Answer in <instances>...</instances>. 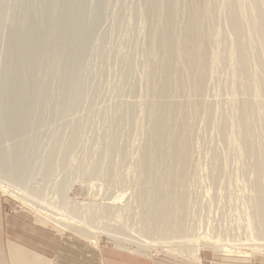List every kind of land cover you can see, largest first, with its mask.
I'll return each instance as SVG.
<instances>
[{
    "label": "rangeland",
    "instance_id": "374dc122",
    "mask_svg": "<svg viewBox=\"0 0 264 264\" xmlns=\"http://www.w3.org/2000/svg\"><path fill=\"white\" fill-rule=\"evenodd\" d=\"M196 1L205 51L198 58L200 73L192 72L198 76L176 45L185 0H0V196L7 215L80 242L102 264H256L264 258V208L261 218L255 211L257 198L264 201V75L258 76L260 67L251 60L254 82L263 78L257 87L251 81L253 92H244L226 22L230 0ZM177 49L182 60L175 62ZM186 76L194 86L202 79L199 90ZM245 100L255 112L251 142L261 146L249 156L262 151L263 161L258 152L250 161L244 157L239 115ZM167 105L177 111L164 116L172 120L165 128L173 124L169 130L178 129L177 141L182 140L177 143L189 145L180 149L175 143L188 154L185 160L173 155L174 141L157 150L152 143L155 111ZM169 130L162 137L177 138ZM170 147L178 163L170 159ZM173 200H180L178 207ZM159 203L175 217L174 233L165 229L169 219L161 216ZM71 226L89 239L70 232ZM197 246L198 261L186 256Z\"/></svg>",
    "mask_w": 264,
    "mask_h": 264
},
{
    "label": "bare ground",
    "instance_id": "6f19581e",
    "mask_svg": "<svg viewBox=\"0 0 264 264\" xmlns=\"http://www.w3.org/2000/svg\"><path fill=\"white\" fill-rule=\"evenodd\" d=\"M169 1V0H168ZM200 1V0H199ZM210 1V0H209ZM214 1V0H213ZM238 1V0H237ZM170 2H171V0H170ZM169 2V3H170ZM173 2V1H172ZM176 2H178V1H176ZM185 2L187 3V6H186V8L188 7V10L186 9V11H187V15H186V19H183L184 17H182L181 19L182 20H184V23H185V25H183L184 27H182L181 28V25L183 24H179L180 25V31H181V29L183 30V34L180 32H178L179 34V39H178V37L177 38H175V39H178L177 40V43H176V45L177 46H180V48H182V51H183V55H184V62H186L185 63V66H186V64H187V66H189V68H191V69H193V71H191V73L192 72H197L198 70H199V72L198 73H200V67H198V65H200L199 64V60H198V58H200V56L203 54V52H205V51H203V49H204V47H203V44H201V40H199V39H201V37H199L198 36V34H200V32L198 31V26H200V25H198L197 26V24H198V21L200 20V16H201V14H202V12H200V9L202 8V6H201V8H199V4H198V2L196 1V0H185ZM185 2H183V3H185ZM240 2V1H239ZM203 3V2H202ZM208 3V2H207ZM177 4V3H176ZM176 4L174 3L173 5H171V4H169L170 6H172V7H174V5L176 6ZM179 4V3H178ZM201 4V3H200ZM224 4V3H223ZM227 5L225 6V4H224V6L227 8V16H226V22L228 23V28H230V30H231V33H232V37H233V39H234V45H233V49H232V53H233V56H234V58H235V60H234V58H232V61L234 60V61H237V64H238V67H236V62H235V67L236 68H238V70H237V72H238V74H239V76L241 77V79L243 80V82H242V80H241V82H242V85H240L241 86V88L242 87H244V92H246V90H250L251 92H253V90L254 89H250V86H249V84L251 83V81L253 80V76H255L256 74L255 73H252L251 71V73L250 74H254L252 77H251V75L249 74V67H248V65H251L253 62L254 63H256L260 68H258V70H257V68H256V70H257V72H258V76L259 75H264V55L262 56V51L264 52V0H242V2L241 3H237V2H235L234 0H230V1H227V3H226ZM178 6H180V5H178ZM212 6H214V4L212 5ZM221 6H222V4H221ZM177 7V6H176ZM206 7H207V5H206ZM224 7V8H225ZM210 8V7H209ZM209 8H208V11H209ZM170 9H172V8H170ZM181 9V8H180ZM179 9V10H180ZM185 9V8H184ZM211 9V8H210ZM177 10V9H176ZM175 10V11H176ZM169 11V10H168ZM174 11V10H173ZM185 11V10H184ZM185 11V12H186ZM203 11H204V9H203ZM206 11V10H205ZM204 11V12H205ZM212 11V10H211ZM183 12V11H182ZM175 13V12H174ZM248 14V26H244V24H243V19H244V16H246L247 14ZM184 15H185V13H183ZM208 14V13H207ZM211 14V13H210ZM246 14V15H245ZM173 15V14H172ZM204 15H206V14H204ZM214 15V14H213ZM176 16V15H175ZM207 16V15H206ZM170 17V16H169ZM168 17V18H169ZM172 17V16H171ZM171 17H170V19H171ZM178 17V16H177ZM173 19H175V18H173ZM213 19V18H212ZM208 20H210V19H208ZM172 21V20H171ZM176 21V20H175ZM178 21V20H177ZM176 21V22H177ZM180 21V20H179ZM212 21V20H211ZM210 21V22H211ZM201 22V21H200ZM203 22V21H202ZM207 22V21H206ZM214 22V21H213ZM175 23V22H174ZM180 23V22H179ZM215 23V22H214ZM212 24V23H211ZM226 24V23H225ZM173 25V24H172ZM203 25V24H202ZM206 25V24H205ZM208 25V24H207ZM213 25V24H212ZM227 25V24H226ZM209 26V25H208ZM174 27H176V26H174ZM202 27V26H201ZM209 28V27H208ZM207 28V29H208ZM211 28V27H210ZM209 28V29H210ZM199 29H201L200 27H199ZM203 29V28H202ZM208 29V30H209ZM204 30V29H203ZM211 30V29H210ZM209 30V31H210ZM178 31V30H177ZM205 31V30H204ZM212 31V30H211ZM214 31V30H213ZM168 32V31H167ZM166 32V35L168 34ZM170 33V32H169ZM174 33V32H173ZM203 33V32H202ZM215 33V32H214ZM180 34H181V36H180ZM211 34H213V32L211 33ZM250 34L251 35H253L254 36V40H252L251 39V37H250ZM174 35V34H173ZM172 35V36H173ZM202 34H200V36H201ZM204 35V34H203ZM208 35V34H207ZM210 35V34H209ZM168 37L170 36V38H168L169 39V41H170V39H171V35L170 34H168L167 35ZM205 36V35H204ZM174 37H176V35H174ZM214 37V36H213ZM247 38V42L245 43V39ZM174 39V38H173ZM211 39H213V38H211ZM168 40H167V43L169 42ZM176 41V40H175ZM208 41H209V39H208ZM253 42H254V44H253ZM203 43H204V41H203ZM256 43V44H255ZM172 44V43H171ZM174 44V43H173ZM250 44H252V45H250ZM167 45H169V43L167 44ZM252 46V47H251ZM175 47V46H174ZM203 47V48H202ZM171 48V47H170ZM178 48V47H177ZM179 49V48H178ZM177 49V50H178ZM260 49H262V50H260ZM179 50H181V49H179ZM177 51L178 53L180 52V51ZM181 51V52H182ZM210 51V50H209ZM230 51V50H229ZM228 51V52H229ZM260 51H261V53H260ZM177 52L175 53L176 55H177ZM181 52H180V56H179V58H174V60H175V62H178V61H176L177 59H180V60H182V55H181ZM231 52V51H230ZM232 53H230L231 54V56H232ZM175 54H174V57H176L175 56ZM173 55V54H172ZM171 55V56H172ZM203 56V55H202ZM169 57H170V55H169ZM230 58V57H229ZM166 59V58H165ZM205 59V58H204ZM179 60V61H180ZM253 62H252V61ZM171 61V60H170ZM203 61V60H202ZM251 61V62H250ZM161 62H162V60H161ZM183 62V63H184ZM249 62L251 63V64H249ZM167 63H168V61H167ZM172 63V62H171ZM183 63L181 62H179V63H177V64H182L183 65ZM200 63H202V62H200ZM204 63V62H203ZM206 64V63H205ZM163 65H165V64H163ZM171 65V64H170ZM202 65V64H201ZM257 65H256V67H257ZM169 66V65H168ZM184 66V67H185ZM186 66V67H187ZM183 67V66H182ZM185 67V68H186ZM196 67L197 68H200V69H198V70H196ZM252 67H254L253 66V64L251 65V67L250 68H252ZM161 68V67H160ZM168 68V67H167ZM185 68H184V70H185ZM194 68H195V70L196 71H194ZM255 68V67H254ZM165 69H166V65H165ZM190 69V70H191ZM249 69V70H248ZM259 69H261V70H259ZM162 71L164 70V69H161ZM168 70V69H167ZM169 70H170V68H169ZM168 70V71H169ZM188 68H187V70H185V73L186 72H188ZM189 70V71H190ZM255 70V71H256ZM161 71V72H162ZM234 71L235 70H233V72H232V74H234L235 75V73H234ZM252 71H253V68H252ZM260 71H263V73H260ZM170 72V71H169ZM168 72V73H169ZM236 72V73H237ZM163 73H164V71H163ZM167 73V74H168ZM196 74V73H192L193 75L194 74H196L195 76H198L199 74ZM260 73V74H259ZM164 74H166V72L164 73ZM166 74V75H167ZM190 73H188V75H189ZM191 74V75H192ZM205 74V73H204ZM187 75V74H186ZM193 75H192V77H193ZM169 76V75H168ZM194 76V78L196 79H198V77H195ZM237 76V75H236ZM184 77V76H183ZM188 77H190V76H188ZM200 77H202L203 78V74H201V76ZM199 77V82L200 83H197V85H195V86H197L196 88L198 89L199 87H198V84L200 85V86H202L201 85V78ZM234 77V76H233ZM166 78H167V76H166ZM170 78V77H169ZM191 78V77H190ZM206 78V77H205ZM235 78V77H234ZM260 79H262L263 77H259ZM258 78V79H259ZM184 79V78H183ZM187 79V81L189 80H191V79H189V78H187V76H186V78H185V80ZM193 79V78H192ZM195 79H193V80H195ZM233 79V78H232ZM237 79V78H236ZM235 79V80H236ZM256 79V78H255ZM258 79H256V81L258 80ZM258 80L257 82H258V84H259V82L261 81V80ZM264 79V78H263ZM169 80V79H168ZM170 80H171V78H170ZM170 80H169V82L167 81V83H169L170 84ZM207 80V79H206ZM172 81V80H171ZM182 81V80H181ZM188 81V82H189ZM192 81V80H191ZM190 81V82H191ZM203 81H204V79H203ZM239 81H240V78H239ZM264 80H262V82H263ZM182 82H184V81H182ZM186 82V81H185ZM184 82V83H185ZM196 82H197V80H196ZM256 82V83H257ZM172 83V82H171ZM187 83V82H186ZM193 82H191V83H189V84H192ZM235 83H237V81L235 82ZM255 82H254V80H253V83H251V84H253V86L256 84ZM167 84V86H165V87H168L167 89H169V86L170 85H172V84ZM174 84V83H173ZM188 84V85H189ZM196 84V83H195ZM239 84H240V82H239ZM250 84V85H251ZM261 84V83H260ZM262 84H264V83H262ZM169 85V86H168ZM204 85V84H203ZM206 85V84H205ZM204 85V86H205ZM238 85V84H237ZM257 85V84H256ZM255 85V86H256ZM173 87H174V85H172ZM172 86H170V88H172ZM191 87L192 86H194V83H193V85H190ZM189 86V87H190ZM195 86H194V88H195ZM252 86V87H253ZM254 86V87H255ZM261 86V85H260ZM188 87V88H189ZM251 87V88H252ZM253 87V88H254ZM257 87V86H256ZM262 87H264L263 85H262ZM262 87H259V85H258V88L260 89V90H262L261 88ZM195 88V89H196ZM201 88V87H200ZM204 88V87H203ZM237 88V87H236ZM241 88H240V90H241ZM196 89V90H197ZM258 89V90H259ZM264 89V88H263ZM194 90V89H193ZM195 90V91H196ZM199 90V89H198ZM203 90V89H202ZM243 90V89H242ZM241 90V91H242ZM200 91H201V89H200ZM249 91V92H250ZM264 91V90H263ZM196 92H198L199 93V91H196ZM248 92V91H247ZM250 92V93H251ZM259 93H261V94H264L262 91H260ZM250 96V95H249ZM251 97V96H250ZM261 97H263L264 98V96H262L261 95ZM249 98V97H248ZM262 98V99H263ZM261 99V103L263 104L264 102H263V100ZM250 100V99H249ZM245 103H243L242 102V109H241V111H240V115H239V117H240V120H241V122H242V132L240 133V138H241V143H242V148H243V150L245 151V155H244V157L247 155V158L248 157H250L249 158V161L251 160V155H253V153L249 156V154L251 153V151H253V149L252 148H257V146H260L259 144V141H258V145H255V144H257L256 142L255 143H252L251 141H252V139H253V135L251 134V132H250V124L253 122V120H254V115H255V112H254V108H253V106L251 105V103L249 102H246V100L244 101ZM261 104V105H262ZM165 106V105H164ZM207 106V105H206ZM161 107V106H160ZM169 107H171V106H169ZM197 107H198V105H197ZM201 107V106H200ZM203 107V106H202ZM185 108V107H184ZM210 107H208V109H209ZM261 108H263L264 109V105L263 106H261ZM175 111H177V108H173ZM173 109H171L172 111H173ZM179 109H181V108H179ZM178 109V110H179ZM186 109V108H185ZM192 109V108H191ZM262 109V110H263ZM171 110H170V108H168V105L164 108V107H161V108H158L154 113H155V118H154V126H153V132H152V143H154L155 145H154V147H155V149L157 150V149H159L160 148V146H161V143L163 142L164 143V139L166 138V137H168V136H166V137H162L167 131H164L165 133L163 134V130L164 129H166V130H169L170 128H171V130L173 129V124H170V127H168L169 129H167V128H165V127H167L166 125V122L168 123V122H172V120H171V116H169L171 113H169V111L171 112ZM182 111L181 112H185L183 109H181ZM193 110V109H192ZM210 110V109H209ZM180 111V110H179ZM178 111V112H179ZM188 111V109H186V112ZM173 114L174 113H176V114H179V113H177V112H172ZM166 114H169L168 116L170 117V120L171 121H167L166 119V117H167V115ZM183 115H184V113H182ZM189 114V112H187V115ZM164 116H166V117H164ZM172 116H174L173 117V119H175V121H176V116H180V117H177V119H180L181 118V114L180 115H172ZM194 117V116H193ZM199 117V116H198ZM197 117V118H198ZM190 118H191V116H190ZM195 118V117H194ZM203 118V117H202ZM169 120V119H168ZM185 120H187V119H185ZM189 120V119H188ZM187 120V121H188ZM186 121V122H187ZM197 121V120H196ZM198 121H199V119H198ZM202 121V120H201ZM200 121V122H201ZM185 122V121H184ZM190 123H191V121H189ZM189 122H187V123H189ZM194 122V121H193ZM174 123V122H173ZM195 123V122H194ZM255 123V122H254ZM168 124V125H169ZM174 125H176V124H174ZM178 125V124H177ZM186 125V127L187 126H189V125H187V124H185ZM172 126V127H171ZM179 127V126H178ZM181 127V126H180ZM185 126H184V128H186ZM164 128V129H163ZM175 128V127H174ZM264 128V127H263ZM163 129V130H162ZM177 129V128H176ZM176 129H174V131L176 130ZM181 129V131H182V127L180 128ZM179 129V130H180ZM255 129V128H254ZM162 130V131H161ZM171 130H169V132L168 133H174V134H177L178 135V133H179V131H178V133H175V132H171ZM262 130H264V129H262ZM161 132V133H160ZM256 132V131H255ZM262 132V131H261ZM161 134H163V135H161ZM171 135V134H170ZM181 135V134H180ZM176 136V135H175ZM175 136H171L170 137V139H168V138H166L165 139V145L162 143V146H165V148H169V141H170V144H172L171 143V141H174V146H176V145H179L177 142H180V140H178L177 141V139H178V137H179V135L177 136V138L175 137ZM162 138H163V140H162ZM180 138V137H179ZM171 139H173V140H171ZM182 141V140H181ZM166 142H168L167 144H166ZM254 142V141H253ZM175 143H176V145H175ZM182 143V142H181ZM172 144V145H173ZM185 144V142L183 143V146L185 147V146H189L187 143V145H184ZM252 144H254L253 146L254 147H252ZM167 146V147H166ZM174 146H173V148H174ZM179 146H182V145H179ZM182 146V148H180V149H183L184 147ZM261 147V146H260ZM263 147V146H262ZM161 148H164V147H161ZM160 148V149H161ZM172 147H170V149H171ZM173 148H172V150H170V151H172V153L170 154L171 155V157H170V159L172 160V162L173 161H175V162H177L176 161V159L175 158H177V157H175V158H172V156L174 155V156H177V155H179L180 154V157L182 158V156L181 155H183V153H185V151H183V150H181V151H177L179 148L176 146L175 148H176V152L174 153L173 151H175V150H173ZM174 148V149H175ZM186 149V151H187V148H185ZM184 149V150H185ZM262 149H264V148H261V150ZM155 150V151H156ZM162 150H165V149H162ZM242 150V151H243ZM260 150V149H259ZM254 151H256V152H254V153H256L257 154V152H258V155L259 154H261L260 155V159H261V156L263 155L262 153L264 152V150H262L260 153H259V151H257V150H254ZM167 153V151H164V152H161L162 153V155L163 154H165L164 156H168V155H166V153ZM178 152V153H177ZM182 154H181V153ZM248 152V153H247ZM250 152V153H249ZM160 152H158L157 151V153L155 152V155L156 154H159ZM161 153L159 154V155H161ZM174 153V154H173ZM187 153H189V152H187ZM168 154V153H167ZM173 154V155H172ZM256 154L255 155H253L254 157L256 156ZM154 155V156H155ZM159 155H157V156H159ZM162 155H161V157H162ZM185 156L186 155H188V154H184ZM184 155H183V157H184ZM156 156V157H157ZM252 156V157H253ZM156 157L154 158L153 157V159L151 158V157H149V159L151 158V160L153 161V160H155L156 159ZM179 156H178V160H180L181 158H180ZM258 157V156H257ZM257 157H256V160H257ZM185 158L186 157H184V159L183 160H185ZM189 158V157H188ZM187 158V159H188ZM215 158V157H214ZM259 158V157H258ZM169 158H167L166 160H168ZM169 159V160H170ZM245 159V158H244ZM243 159V161L244 162H247V160L245 161ZM253 159V158H252ZM260 159H258L259 161H260ZM264 159V158H263ZM168 160V161H169ZM189 160V159H188ZM256 160H253L254 162L256 161ZM258 160H257V162L256 163H259L258 162ZM262 160V159H261ZM182 161V160H181ZM248 161V162H249ZM263 161V160H262ZM150 162V161H149ZM155 162V161H154ZM179 162V161H178ZM177 162V163H178ZM188 162V161H187ZM261 162V161H260ZM264 162V161H263ZM253 163V162H252ZM181 164V163H180ZM182 164H184V161H183V163ZM251 164V163H250ZM260 164V163H259ZM257 164V167H255V168H257V169H260V165L262 164ZM258 165H259V168H258ZM246 166V165H245ZM251 166V165H250ZM249 166V167H250ZM254 166H256V164L254 165ZM253 166V167H254ZM172 167V166H171ZM177 167V166H176ZM180 167V166H179ZM182 167V166H181ZM178 168V167H177ZM173 169V168H172ZM256 169V170H257ZM262 169V168H261ZM260 169V170H261ZM170 170H171V168H170ZM177 170V169H176ZM175 170V171H176ZM181 170V169H180ZM260 170H257V171H260ZM264 170V169H263ZM168 171H169V169H168ZM183 171H184V168H183ZM245 171V170H244ZM250 171V170H249ZM173 172V171H172ZM182 172V171H181ZM262 172V174L264 173V171H261ZM260 172V173H261ZM152 173V172H151ZM247 173H248V171H247ZM256 173V172H255ZM258 173V172H257ZM167 174H169V173H167ZM173 174V176H174V174L175 173H172ZM180 174V173H179ZM251 174V173H250ZM261 174V175H262ZM171 175V174H170ZM176 175V174H175ZM264 175V174H263ZM167 176V175H166ZM172 176V175H171ZM171 176H169V177H171ZM172 176V181L174 180V177ZM180 176V175H179ZM179 176L177 177V175H176V179L177 178H179ZM251 176V175H250ZM249 176V177H250ZM254 176H256L258 179L260 178L261 179V177H260V174L258 173V175L256 174V175H254ZM259 176V177H258ZM181 178H182V175L180 176ZM186 177V176H185ZM251 177H253V175L251 176ZM165 179V178H164ZM168 179H170V178H168ZM168 179H166V180H168ZM258 179H255V181H256V183L258 184V182H257V180ZM165 180V181H166ZM253 180H254V178H253ZM165 181H163L164 183H166ZM170 181V180H169ZM169 181H167V182H169ZM250 181V180H249ZM155 182V181H154ZM157 182H159V181H157ZM160 182H161V180H160ZM163 182H162V184H163ZM182 182H184V181H182ZM252 182V181H251ZM4 184V183H3ZM167 184V183H166ZM160 185H161V183H160ZM160 185H158V186H160ZM7 186V185H6ZM11 186H12V184H11ZM157 186V185H156ZM155 186V187H156ZM162 186V185H161ZM164 186V185H163ZM3 187V186H2ZM261 187V186H260ZM157 188V187H156ZM163 188V187H162ZM258 188H259V186H258ZM257 188V190H256V192H258L259 193V195H261L260 194V189H258ZM3 189V191L5 192L6 191V189H4V188H2ZM254 189V188H253ZM10 190V189H9ZM17 190V189H16ZM159 190V189H158ZM156 191H157V189H156ZM16 192V191H15ZM254 192V191H253ZM5 193H7V192H5ZM20 193H21V191H20ZM25 193V192H24ZM181 193V192H180ZM251 193H252V191H251ZM255 193V192H254ZM15 194H17V193H15ZM22 195H23V193H21ZM26 194V193H25ZM158 194V193H157ZM10 195V194H9ZM257 195V194H256ZM11 196H14V195H11ZM24 196H26V195H24ZM31 198V197H30ZM255 198V197H254ZM174 199V198H173ZM176 199V198H175ZM174 199V200H175ZM258 200L255 202L256 204H257V206L255 205V211L258 213L257 214V216L259 215V217L261 216L262 217V214H261V212H262V209L264 208L263 207V199L262 198H257ZM174 200H173V202H174ZM181 200V199H180ZM179 200V201H180ZM179 201L177 202V200H176V202L178 203V205H179ZM176 202H174V207L176 206ZM26 203V202H25ZM40 204V203H39ZM45 204V203H44ZM161 204L159 203V205L157 204V207L158 206H160ZM178 205L176 206V207H178ZM162 206H164V204H162ZM160 207V208H162L161 209V211H160V213L162 212V213H167L165 216L161 213V216L163 215L164 216V218H167V219H169V220H166L167 222H168V226L167 227H165V229L167 228V232L169 233V231L171 232H173L174 231V228L176 227V224H177V221H176V219H175V217H171V216H173V215H171V214H169L168 212H166L167 211V206H164V207ZM38 208V207H37ZM160 208L158 207V210H160ZM29 209V208H28ZM46 209V208H45ZM52 209V208H51ZM156 209V208H155ZM155 209H153V210H155ZM158 210L156 211L155 210V212H151V214H152V217H154V218H156L155 220H157V221H159V219H161L162 217L160 216V213L158 214ZM36 211V210H35ZM59 211V210H58ZM38 212V211H37ZM157 212V213H156ZM156 213V214H155ZM263 213V212H262ZM46 214V213H45ZM256 214V213H255ZM264 214V213H263ZM39 215L43 218V219H45L46 221H49L48 219H46L45 217H43L42 215L43 214H41V212H39ZM45 216V215H44ZM64 216V215H63ZM47 217V216H46ZM152 217H151V219H152ZM171 217V218H170ZM260 217V218H261ZM50 219H52V218H50ZM153 220V219H152ZM258 220V219H257ZM260 220V219H259ZM180 222H181V219L179 220ZM183 221V220H182ZM261 221V220H260ZM50 222H52V221H50ZM180 222H178V223H180ZM52 224H54L53 222H52ZM152 224V223H151ZM150 224V225H151ZM170 224V225H169ZM174 224H175V226H174ZM172 228L173 226H174V228H172L171 230H169L168 231V228H170V227ZM179 226H181V225H179ZM186 226V225H185ZM184 226V227H185ZM183 227V226H182ZM175 229H177V228H175ZM69 230H70V232H73V233H75V234H77V235H79L80 237H83V238H87V236H84L83 234H81V233H79L80 231H78L77 229H76V227H74V226H71V227H69ZM181 230H182V228H181ZM185 230V229H184ZM183 230V231H184ZM178 231V230H177ZM182 231V232H183ZM152 232V231H151ZM166 232V230H165V233H167ZM179 232V231H178ZM164 233V234H165ZM174 233V232H173ZM175 233H176V231H175ZM108 235V234H107ZM113 235V234H112ZM112 235H108V236H112ZM113 237V236H112ZM87 239H89V238H87ZM116 239V238H115ZM95 241H96V239H94ZM98 240V239H97ZM205 240H206V238H205ZM209 240V239H208ZM187 241V240H186ZM197 241H199V240H197ZM210 241V240H209ZM182 242V241H181ZM184 242V241H183ZM203 242V241H202ZM204 242H206V241H204ZM91 243H92V241H91ZM197 243H199L200 244V242H197ZM209 243V242H208ZM211 243V242H210ZM209 243V244H210ZM213 243V242H212ZM211 243V244H212ZM216 243V242H215ZM212 244V245H210V247H212L213 249H215V250H217L218 248H217V244ZM93 244H94V242H93ZM201 244H203V243H201ZM95 245V244H94ZM98 245V244H97ZM183 245V244H182ZM207 245V244H206ZM199 246V245H198ZM197 246V248H193V249H190V250H188V252L186 253L187 255L186 256H189L190 258H192V259H194L195 258V260H197L198 259V254H199V250H200V247H198ZM248 246V245H247ZM196 247V246H195ZM246 248V247H245ZM256 248V247H255ZM254 248V250H256ZM226 248H219L218 249V251H226L225 250ZM250 249V248H249ZM253 249V248H252ZM258 252H259V249L257 250ZM256 251V252H257ZM260 251H261V249H260ZM168 252H175L174 250H171V249H169L168 250ZM252 252V251H251ZM243 253V252H242ZM260 253H262V252H260ZM185 254V253H184ZM254 254V253H253ZM246 255V254H245ZM198 261V260H197Z\"/></svg>",
    "mask_w": 264,
    "mask_h": 264
},
{
    "label": "crops",
    "instance_id": "0c3cea01",
    "mask_svg": "<svg viewBox=\"0 0 264 264\" xmlns=\"http://www.w3.org/2000/svg\"><path fill=\"white\" fill-rule=\"evenodd\" d=\"M6 206L0 196V264H102L99 254L80 242L7 215Z\"/></svg>",
    "mask_w": 264,
    "mask_h": 264
}]
</instances>
